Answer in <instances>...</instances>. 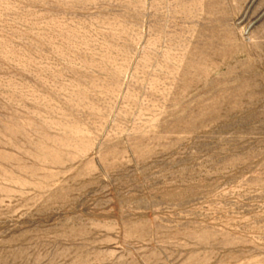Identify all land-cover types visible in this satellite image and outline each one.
<instances>
[{
  "label": "rangeland",
  "instance_id": "374dc122",
  "mask_svg": "<svg viewBox=\"0 0 264 264\" xmlns=\"http://www.w3.org/2000/svg\"><path fill=\"white\" fill-rule=\"evenodd\" d=\"M0 264H264V0H0Z\"/></svg>",
  "mask_w": 264,
  "mask_h": 264
}]
</instances>
